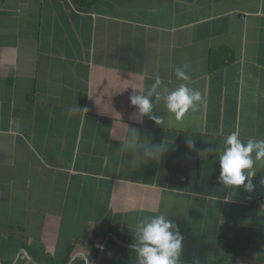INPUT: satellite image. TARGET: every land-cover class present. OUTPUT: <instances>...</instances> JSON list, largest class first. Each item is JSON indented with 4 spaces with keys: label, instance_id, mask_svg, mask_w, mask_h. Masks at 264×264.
Listing matches in <instances>:
<instances>
[{
    "label": "crops",
    "instance_id": "obj_1",
    "mask_svg": "<svg viewBox=\"0 0 264 264\" xmlns=\"http://www.w3.org/2000/svg\"><path fill=\"white\" fill-rule=\"evenodd\" d=\"M157 76L205 102L134 119ZM129 126L168 144L160 162L118 152ZM237 127L264 139V0H0V264H139L136 224L160 212L182 264H264V163L225 203L206 153Z\"/></svg>",
    "mask_w": 264,
    "mask_h": 264
},
{
    "label": "clouds",
    "instance_id": "obj_2",
    "mask_svg": "<svg viewBox=\"0 0 264 264\" xmlns=\"http://www.w3.org/2000/svg\"><path fill=\"white\" fill-rule=\"evenodd\" d=\"M188 67L184 64L175 68L177 80H190ZM161 102L167 113L180 121L189 111H197L205 102V98L200 90L188 86L187 83H180L169 89L157 76L146 91L133 88L130 103L137 111L132 117L142 122V118L147 116L162 127L166 123L165 116L155 114L156 106ZM118 143V152H132V165L136 168L142 164L160 162L169 150L165 141L160 144L145 141L140 137L138 130L131 126L126 137ZM187 144L190 149L195 148L192 139H188ZM211 152L218 155L219 183L232 192L231 195L223 197L225 203L232 202V196L241 186L248 193L255 190L252 178L257 174L256 166L264 163V139H242L237 127L224 138L222 147L206 150V153ZM260 184L264 185V179L260 180ZM183 240L179 226L169 219L168 214L160 212L139 219L135 227L133 249L138 254L139 264H182Z\"/></svg>",
    "mask_w": 264,
    "mask_h": 264
},
{
    "label": "built area",
    "instance_id": "obj_3",
    "mask_svg": "<svg viewBox=\"0 0 264 264\" xmlns=\"http://www.w3.org/2000/svg\"><path fill=\"white\" fill-rule=\"evenodd\" d=\"M261 207L264 209V198L262 199V201L260 202Z\"/></svg>",
    "mask_w": 264,
    "mask_h": 264
}]
</instances>
